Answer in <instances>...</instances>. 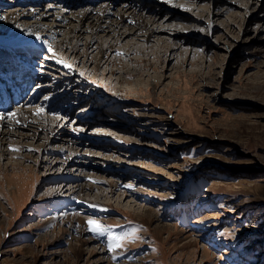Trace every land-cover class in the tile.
Masks as SVG:
<instances>
[{"label":"rangeland","instance_id":"rangeland-1","mask_svg":"<svg viewBox=\"0 0 264 264\" xmlns=\"http://www.w3.org/2000/svg\"><path fill=\"white\" fill-rule=\"evenodd\" d=\"M127 1L0 0V105L57 125L0 136V264H264V0ZM97 4L153 33L105 19L96 49L29 56L32 19L3 26L52 6L58 41ZM89 220L128 238L112 250Z\"/></svg>","mask_w":264,"mask_h":264},{"label":"bare ground","instance_id":"bare-ground-1","mask_svg":"<svg viewBox=\"0 0 264 264\" xmlns=\"http://www.w3.org/2000/svg\"><path fill=\"white\" fill-rule=\"evenodd\" d=\"M68 1L69 0H67V2ZM129 1H127V3ZM133 1L135 2L136 0H133ZM109 4L113 5L112 2ZM102 5L97 4V7H94L92 9L90 7H87L84 10H82L79 15H71V18H73V22L76 23V26L71 27L72 32L70 31V33H68L66 36H64V38L58 39V41L54 40V38H56L54 36V34L62 31V30H58V29H62V27H64V25H62V24H64V21L67 20L69 17H67L65 15L66 13L64 11H62V10L57 11V9H54V7H52V6L44 8L41 11V13L39 12V15H37V16H36V13H37L36 10H31V11L23 10L22 12H16V14L12 15V17H11L12 19H10V21H9V19H7L5 21L3 26L8 28V27L12 26V25H10V22L11 23L20 22L19 21L20 17L32 19L31 22L24 23V25H21L22 29L19 31V33H17L22 38L21 40L28 42L27 47H25L23 50L26 51L25 53L29 56L32 52H36V53L40 52L41 51L40 46H43V48H44L45 46H48V45L51 46V44H52V47L56 51L59 50L60 52L63 51L64 49L67 50V52H71V53L78 52L81 49L80 45L84 46V50H89L91 48L96 49L97 48V44H95L96 36L99 34L100 30L102 32L104 31L103 30L104 27L102 26V24H103L105 19H109L106 22V26H108V27L110 26L111 23L114 24V22H115L116 24H121L124 21H126L127 19H131V22L133 23L132 26L134 28H137V29H140L141 31H144L147 36H149L153 33L152 30L150 29V27L148 26L149 24L146 21V17H150V16H147L149 14L144 15L142 13L143 14L142 15V14H136V13H130V12H122L121 10L112 13L111 10L107 8L108 7L107 5H105V4H102ZM126 16H131V17L127 18ZM20 23H23V22H20ZM71 24H72V22H71ZM84 25H87V27L84 28L83 27ZM18 29H19V27H18ZM83 32L89 33V35H91V39L88 38L84 43L81 42V38H82L81 35L84 34ZM101 51H102V49L100 48L98 53H101ZM13 52L14 51L12 50L10 52L5 51L4 53H0V60L1 61L3 60V59H1V58H3V55L8 54L10 56L11 53H13ZM56 56L57 55H55V53H53V55H51V57H50V60L52 62H54V60L56 59ZM11 63L12 64L16 63L15 59L12 58ZM55 65L56 64L50 63V67L53 69L56 68ZM24 70H25L24 67H20V71H21L20 73H23ZM78 82L81 83L82 80L79 79ZM0 90H2V92H3L4 88H0ZM28 104L30 105L31 102H29ZM46 105L47 104L44 103L42 105H37V106H32V107L28 106V108H26V109H24V108L18 109L14 112L15 115H12L10 118L8 117V114L5 115V113L7 112V111H5V108L0 109V110H3V112L0 111V114H3V119H0V136L1 135H8L10 132L7 131V129H5V128L10 127L11 125L14 124V122H17V121L20 122L21 124H23L24 126L29 125L30 122H36L37 124H39V126H38L39 130H43V131L47 130V131H50L52 133H56L57 130H55L56 128H53V126H57V125H55V124L51 125L49 122H48V124H46L47 121H44V123H41L42 120L39 121L40 119L45 120L46 118H49V117H45V116L43 117V115L48 112ZM64 120H66V118ZM58 125H61L59 128L64 130V126H62V124H58ZM67 139L70 140L69 138H67ZM76 154H78V153H76ZM1 157H3V156H1ZM1 169H4V168L0 167V170ZM6 179H7L6 175L2 174L1 179H0V189H1L0 192H2L4 190L2 188L3 185L1 182H4V180H6ZM9 184H10V182H9ZM71 190L72 191L69 193L70 195L71 194L78 195V196L84 195V192H83L84 190L81 186L79 188H77L76 190L75 189H71ZM9 191H11V190H9ZM111 191H113V190H111ZM12 192H13V190H12ZM63 193H65V192L62 191L61 194H63ZM73 195H72V197H73ZM101 195L107 196V193L106 194L104 193ZM98 196H100V194ZM83 242H85L86 244L92 243V245L97 244V243L95 244L94 240H92V239L84 240ZM96 247L98 249V252L101 255L105 254V250L103 248H100L99 246H96Z\"/></svg>","mask_w":264,"mask_h":264},{"label":"snow or ice","instance_id":"snow-or-ice-1","mask_svg":"<svg viewBox=\"0 0 264 264\" xmlns=\"http://www.w3.org/2000/svg\"><path fill=\"white\" fill-rule=\"evenodd\" d=\"M49 51H51V47H49ZM117 55H124L123 53L118 52ZM66 67H70L69 65H65ZM10 115H15V113H11ZM0 119H3V114H0ZM14 151H19V149H13ZM88 224L90 225V231H93L94 233L98 235H105V233L108 234V238L110 240L109 247L112 250H115L116 248L122 247V242L128 238V235H117L109 232L107 228H105L104 225H101L98 221L89 220Z\"/></svg>","mask_w":264,"mask_h":264}]
</instances>
